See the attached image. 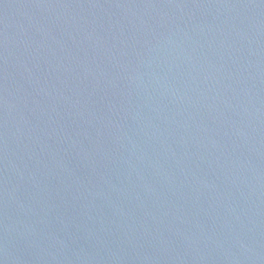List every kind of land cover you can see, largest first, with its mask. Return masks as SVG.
<instances>
[{
  "label": "water",
  "instance_id": "95a60500",
  "mask_svg": "<svg viewBox=\"0 0 264 264\" xmlns=\"http://www.w3.org/2000/svg\"><path fill=\"white\" fill-rule=\"evenodd\" d=\"M0 264H264V0H0Z\"/></svg>",
  "mask_w": 264,
  "mask_h": 264
}]
</instances>
